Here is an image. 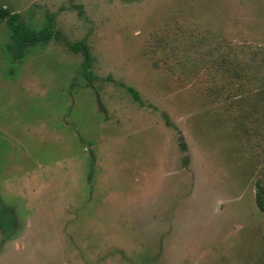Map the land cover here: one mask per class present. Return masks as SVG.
Segmentation results:
<instances>
[{"label": "rangeland", "instance_id": "1", "mask_svg": "<svg viewBox=\"0 0 264 264\" xmlns=\"http://www.w3.org/2000/svg\"><path fill=\"white\" fill-rule=\"evenodd\" d=\"M0 7V264H264V0Z\"/></svg>", "mask_w": 264, "mask_h": 264}, {"label": "trees", "instance_id": "2", "mask_svg": "<svg viewBox=\"0 0 264 264\" xmlns=\"http://www.w3.org/2000/svg\"><path fill=\"white\" fill-rule=\"evenodd\" d=\"M7 22V25L11 31V39L13 44L10 45V50L16 60H20L25 51L31 47L37 45H46L51 40H61V37L54 32V26L50 19L48 24L40 31L32 30L26 23L20 20L18 14H13L8 9L0 7V21ZM62 41V40H61ZM70 52L74 54H80L83 56L84 61L82 63L83 72L87 79L92 80V58L89 48L83 43L71 44L66 42ZM257 200L258 205L262 211H264V189L261 185H258Z\"/></svg>", "mask_w": 264, "mask_h": 264}]
</instances>
